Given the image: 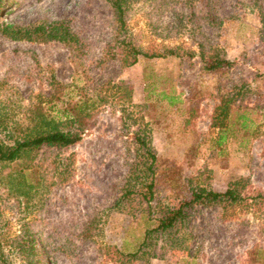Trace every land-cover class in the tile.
<instances>
[{"label":"rangeland","instance_id":"rangeland-1","mask_svg":"<svg viewBox=\"0 0 264 264\" xmlns=\"http://www.w3.org/2000/svg\"><path fill=\"white\" fill-rule=\"evenodd\" d=\"M6 4L0 22L26 26L65 20L85 44L77 56V48L58 42H13L0 36V100L10 105L13 120L25 119L38 98L45 101L51 85L63 86L62 103L77 102V85L85 87L87 97L104 91L109 82L122 81L132 91L130 103L119 100L114 110L101 108L82 141L61 154L64 161L68 158L69 174L59 178L57 170L49 182L59 184L27 212L47 264H115L105 259V248L134 251L145 230L156 225L159 209H176L193 189L224 192L234 181H240L247 204L226 213L219 205H194L180 232L186 249L159 242L163 255L147 264H264V0H132L127 29L133 44L148 54L178 48V56L140 58L126 68L119 56L109 54L97 63L115 31L105 0ZM199 46L234 66L202 70ZM226 95L229 117L219 143L221 132L210 123ZM52 107L43 106L48 115L58 116L61 103ZM121 107L141 117V126L150 131L157 156L152 217L138 213L146 206L138 200L113 208L135 160L130 135L123 136ZM53 158L44 169L52 167ZM1 207L12 222L22 212L13 199ZM91 217L97 227L89 240L80 233Z\"/></svg>","mask_w":264,"mask_h":264},{"label":"trees","instance_id":"trees-1","mask_svg":"<svg viewBox=\"0 0 264 264\" xmlns=\"http://www.w3.org/2000/svg\"><path fill=\"white\" fill-rule=\"evenodd\" d=\"M105 1L112 11L115 31L112 43L106 45L103 51L104 59H99L97 63L103 64L106 54L113 59L119 56L117 61L123 68L135 65L140 58L162 59L178 56V48H165L162 53L151 54L137 48L127 29V14L132 0ZM6 5V0H0V20ZM0 36L13 42H58L77 48V56L84 53L85 47L82 39L71 30L65 20L38 22L26 26L0 22ZM188 53L190 56L194 54L192 51ZM198 56L202 70L207 72H219L234 66V62L207 53L202 46H199ZM52 86L49 97L45 101L38 98L29 105L27 108L29 112L22 120H13L9 113L12 111L10 105L0 100V132L3 134L0 138V264H12L13 260L20 264H47L48 260L38 235L32 230L30 221L26 220L27 212L31 207L36 208L42 204V197L44 198L50 186L56 183L49 180L57 170L59 178L69 174V162L66 163L68 158L66 157L64 161L61 154L82 141L85 131L93 125V120L101 108L108 105L114 110L116 102L123 100L122 102L130 103L132 98L131 89L122 81L109 82L108 88L104 91L99 88L92 91L88 97L82 94L85 87L77 85V102L69 100L65 103L60 101L63 86L60 85L56 89ZM231 96H234V92ZM167 99L169 104H172L173 98ZM230 101L228 95L221 97L211 117V128L221 132L218 136L219 143L224 139L222 134L227 129ZM58 103L62 105L59 107L58 116L48 115L44 111V105L47 104L53 109L52 106L56 107ZM120 112L123 136L130 135L135 146V160L125 177L122 193L113 208L120 207L128 200H138V204H146L138 213L152 217L150 202L154 197V167L157 156L152 147L150 131L147 125L141 126L143 123L141 117H136L137 115L124 107H121ZM133 126L135 127L131 131ZM51 158L54 161L50 167L52 171L50 168L44 169ZM12 164H15V167H12ZM240 187V181H234L224 192L208 191L204 188L193 189L190 199L176 209H159V214L154 219L156 225L145 230L141 242L134 251L121 252L115 246L111 249L105 248V259L115 260V264H133L136 261L147 264L149 260L163 255L164 248L158 247L159 242L169 248L186 249L185 238L180 232L189 221L188 209L198 204L219 205L226 213L231 207L242 205L243 202L247 204ZM9 199L14 200L19 211L22 210L19 217L13 218V222L4 218V208L1 207L2 204L5 206ZM96 227V220L91 217L85 223L80 236L91 240Z\"/></svg>","mask_w":264,"mask_h":264}]
</instances>
